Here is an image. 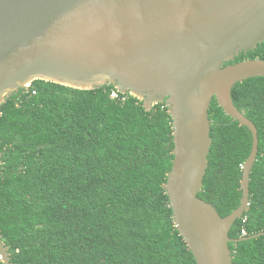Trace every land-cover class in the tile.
Returning <instances> with one entry per match:
<instances>
[{
	"label": "trees",
	"instance_id": "1",
	"mask_svg": "<svg viewBox=\"0 0 264 264\" xmlns=\"http://www.w3.org/2000/svg\"><path fill=\"white\" fill-rule=\"evenodd\" d=\"M257 58L264 41L224 66ZM231 96L257 127L259 151L229 247L233 264H264V235L238 240L264 233V77L236 83ZM209 118L198 195L225 217L241 204L253 134L215 98ZM173 149L165 101L146 110L113 84L81 90L40 79L15 91L0 105V237L11 264H197L164 188Z\"/></svg>",
	"mask_w": 264,
	"mask_h": 264
},
{
	"label": "water",
	"instance_id": "2",
	"mask_svg": "<svg viewBox=\"0 0 264 264\" xmlns=\"http://www.w3.org/2000/svg\"><path fill=\"white\" fill-rule=\"evenodd\" d=\"M263 41L264 0H0V105L38 79L81 90L113 84L143 100L146 110L165 101L174 159L164 188L176 229L197 264H233L229 233L250 203L259 137L231 90L264 77V60L224 63ZM214 98L253 134L241 204L225 217L198 195L209 165ZM0 255L11 264L1 237Z\"/></svg>",
	"mask_w": 264,
	"mask_h": 264
},
{
	"label": "built area",
	"instance_id": "3",
	"mask_svg": "<svg viewBox=\"0 0 264 264\" xmlns=\"http://www.w3.org/2000/svg\"><path fill=\"white\" fill-rule=\"evenodd\" d=\"M116 95H117V93H116V92H114L112 96H113V97H115ZM244 234H246V232H245V231H244Z\"/></svg>",
	"mask_w": 264,
	"mask_h": 264
}]
</instances>
